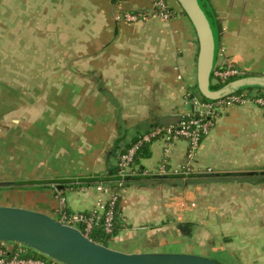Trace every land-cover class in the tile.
<instances>
[{"label":"crops","instance_id":"1","mask_svg":"<svg viewBox=\"0 0 264 264\" xmlns=\"http://www.w3.org/2000/svg\"><path fill=\"white\" fill-rule=\"evenodd\" d=\"M168 5L175 14L169 21L126 24L123 14L149 10L151 0H0V58L10 57V40L23 44L26 58L22 80L12 82L21 102L10 103V82L0 88V121L10 119L11 127L10 181L46 184L13 189L15 200L4 206L53 218L63 200L68 211L87 212L107 196L98 183L73 185L112 177L121 149L190 115L198 41L178 6ZM210 5L220 27L218 63L264 76V0ZM164 146L151 143L141 171L120 190L108 248L198 255L197 249L203 257L228 250L239 264H264L263 110L230 107L216 120L193 164L195 174L215 178L187 186L153 180L180 177L175 172L187 164V143L179 140L166 175H157Z\"/></svg>","mask_w":264,"mask_h":264},{"label":"water","instance_id":"2","mask_svg":"<svg viewBox=\"0 0 264 264\" xmlns=\"http://www.w3.org/2000/svg\"><path fill=\"white\" fill-rule=\"evenodd\" d=\"M175 1L191 23L198 41V94L206 100L218 101L244 91H264V76L255 75L212 89L220 51V27L213 9L208 0ZM0 243L24 246L61 264H221L191 254L114 251L46 214L9 206H0Z\"/></svg>","mask_w":264,"mask_h":264},{"label":"built area","instance_id":"3","mask_svg":"<svg viewBox=\"0 0 264 264\" xmlns=\"http://www.w3.org/2000/svg\"><path fill=\"white\" fill-rule=\"evenodd\" d=\"M174 15V12L168 5V0H151V7L149 10L137 13H125L120 19L126 24H137L153 19L169 21ZM217 66H220V69L217 70L216 68L213 74L212 84L224 83L230 79L242 76L240 70L231 62L224 60L218 63ZM186 97L191 107V113L187 118H184L176 126L157 127L146 134L138 136L136 140L130 144L128 150L118 158L116 165L117 184L115 187L111 189L101 184L95 186L98 192L107 196L106 201L96 203L87 212L74 213L68 211L64 201L60 200L55 217L53 218L65 226L79 230L88 239L89 235L94 230H99L106 237L112 236L115 225L116 205L120 201V190L124 187V181L136 174V171L133 169V161L140 150L145 146H149L156 140L163 141L165 145L164 158L158 170H156V174L166 175L168 166L167 157L170 147L173 146L175 142L184 140L187 143V164L181 171H177L175 174L190 176L195 174L193 164L198 156L203 139L209 134L216 120L224 110L230 107L253 104L261 108L264 112V98L255 91H244L211 102H203L200 97L194 94H188ZM6 244H8V246H6ZM0 264L61 263L48 257L43 258V255L24 246L0 243Z\"/></svg>","mask_w":264,"mask_h":264},{"label":"rangeland","instance_id":"4","mask_svg":"<svg viewBox=\"0 0 264 264\" xmlns=\"http://www.w3.org/2000/svg\"><path fill=\"white\" fill-rule=\"evenodd\" d=\"M172 1L177 5L175 0ZM177 6L180 9L179 5ZM14 43L16 44V46L14 45ZM22 45L23 44H21V42L19 43L18 41L14 42L10 40V57L7 58V61L6 58H0V83L10 82L8 83L9 85L7 86L8 87L11 86L9 89H6L4 87L5 85L2 83V85H0V88L4 87L6 91L10 92V103H12L13 100H15L16 103L17 102L20 103L22 98L21 90H19L20 92L16 93L15 96L12 95L13 92L12 82L21 81L23 77L22 66L25 63L26 58H24L19 51L20 49H22L21 48ZM15 90L18 91L17 89ZM0 91H3V89H0ZM189 108L191 112V107L189 106ZM10 128H11L10 119L7 121H0V133H2V135L0 134V183H7L6 186H8V184L13 183V181H10ZM13 192L14 191L12 187L11 188L8 187L7 189L0 190V206H4L3 204L9 205L10 202L12 203L13 200H15V198L13 197L14 196ZM104 244L107 247L110 248L113 247V245L109 241L105 242ZM6 246H8V244H6ZM165 251H170V250L166 249ZM194 252L198 254L196 256H199V252L197 249H195ZM205 257L207 259L214 260L221 264H239V261H237V259L235 258H232V255L229 254L228 250L225 251L218 250L216 252H211V250H207L205 253ZM43 258L46 257L43 256Z\"/></svg>","mask_w":264,"mask_h":264},{"label":"trees","instance_id":"5","mask_svg":"<svg viewBox=\"0 0 264 264\" xmlns=\"http://www.w3.org/2000/svg\"><path fill=\"white\" fill-rule=\"evenodd\" d=\"M208 1L210 2V0H208ZM181 12H182V10H181ZM218 69H220V66H217V70ZM246 76H252V75H244V76H241V77H237V78L230 79V80H228V81H226L224 83L212 84V89H214V90L215 89H219L222 86H224L225 84H227V83H229V82H231L233 80H236V79H239V78H242V77H246ZM248 92H252V91H248ZM255 92H257L260 96H262L264 98V91L263 90H257V91L255 90ZM198 96L201 98V100L203 102H211V101L206 100L205 98L201 97L199 94H198ZM129 147H130V144L127 145L126 147H124L123 149H121L120 153L118 154V157L121 156L122 154H124L128 150ZM148 148H149L148 146H145L142 150H140L136 154V156L134 158V161H133V169L136 171V173L141 171V168L139 167L140 160L141 159H144V158H147L149 156ZM112 172H113L112 173V177L107 178L106 180L105 179L104 180L103 179H99V180H93V181L92 180H84V181H80L77 184L73 185V187H90V186H93V185H95L97 183L98 184L101 183L104 186H107V187H109V188L112 189L117 184L116 170H115V172H114V170H112ZM113 177H115V178L113 179ZM202 178H215V176H205L203 174H193V175H190V176H180V177H175V178H168L166 176L165 177H162V176L161 177H157L156 176V177H154L153 180H157V181H161L162 182V181H166V180H169V179H174V180H177L178 182L183 183L185 186H187V185H190L192 183L198 182ZM128 181H129V178H127L124 181V185ZM45 186H46V184H41V183L26 184V183L19 182V183H16V184H10L8 186L2 185V186H0V190L7 189L8 187H10V188L12 187L13 189H18V190H24V189H27V188H30V187L44 188ZM118 204L116 205L115 225H114V228H113V234H112V236L106 237L99 230H94L89 235V239L92 242H94L96 244H102V245L106 246L104 243L107 242V241H109V239H111L113 237V235L117 231V227H118V219H117V215H118Z\"/></svg>","mask_w":264,"mask_h":264}]
</instances>
